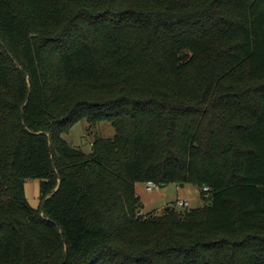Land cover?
<instances>
[{
  "label": "trees",
  "instance_id": "obj_1",
  "mask_svg": "<svg viewBox=\"0 0 264 264\" xmlns=\"http://www.w3.org/2000/svg\"><path fill=\"white\" fill-rule=\"evenodd\" d=\"M0 264H264V0H0Z\"/></svg>",
  "mask_w": 264,
  "mask_h": 264
},
{
  "label": "rangeland",
  "instance_id": "obj_2",
  "mask_svg": "<svg viewBox=\"0 0 264 264\" xmlns=\"http://www.w3.org/2000/svg\"><path fill=\"white\" fill-rule=\"evenodd\" d=\"M205 61H197L190 69L195 71L199 67H204ZM114 135V129L108 122H100L97 124H88L81 121L75 124L67 134H62L61 138L65 140L69 146L76 148L84 153H90L92 143L98 139H110ZM147 187H155L151 184H136L135 191L140 198L141 209L139 214L160 215L166 207H175L178 201H186L188 206L186 209L202 208L206 205V200L202 198L198 190L192 185L184 187L170 185L168 187H156L152 191H147ZM25 197L31 207L39 209L41 200L38 198L39 184L36 180H29L24 185ZM166 206V207H165ZM163 208V209H162ZM176 208V207H175ZM178 209V208H176Z\"/></svg>",
  "mask_w": 264,
  "mask_h": 264
},
{
  "label": "built area",
  "instance_id": "obj_3",
  "mask_svg": "<svg viewBox=\"0 0 264 264\" xmlns=\"http://www.w3.org/2000/svg\"><path fill=\"white\" fill-rule=\"evenodd\" d=\"M153 188H156V186L153 187ZM153 188H151V187H147L146 190H147V191H152ZM202 191H203V192H206L207 189H206V188H203ZM204 198H205V199L209 198V195H208V194H205V195H204ZM187 206H188V203H187L186 201H178L177 203H175V207L178 208V209H186Z\"/></svg>",
  "mask_w": 264,
  "mask_h": 264
},
{
  "label": "water",
  "instance_id": "obj_4",
  "mask_svg": "<svg viewBox=\"0 0 264 264\" xmlns=\"http://www.w3.org/2000/svg\"><path fill=\"white\" fill-rule=\"evenodd\" d=\"M180 187H184V185L183 184H181L180 185ZM162 188V187H161ZM197 188V187H196ZM57 190V188L55 189V191ZM53 194H51L50 196H52ZM45 200L46 199H44L43 201H42V203H41V205H40V213H41V210H42V206H43V204H44V202H45ZM168 209L170 208V207H167ZM58 231H60V229L58 228Z\"/></svg>",
  "mask_w": 264,
  "mask_h": 264
},
{
  "label": "crops",
  "instance_id": "obj_5",
  "mask_svg": "<svg viewBox=\"0 0 264 264\" xmlns=\"http://www.w3.org/2000/svg\"><path fill=\"white\" fill-rule=\"evenodd\" d=\"M195 189L197 190V188L195 187ZM166 207V206H165ZM163 209V208H162Z\"/></svg>",
  "mask_w": 264,
  "mask_h": 264
}]
</instances>
